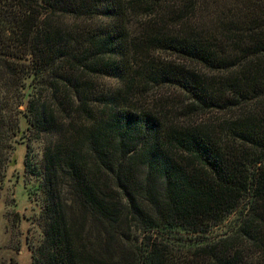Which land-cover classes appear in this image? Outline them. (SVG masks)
<instances>
[{"label":"trees","instance_id":"16d2710c","mask_svg":"<svg viewBox=\"0 0 264 264\" xmlns=\"http://www.w3.org/2000/svg\"><path fill=\"white\" fill-rule=\"evenodd\" d=\"M22 144L31 264H264V0H0Z\"/></svg>","mask_w":264,"mask_h":264},{"label":"rangeland","instance_id":"374dc122","mask_svg":"<svg viewBox=\"0 0 264 264\" xmlns=\"http://www.w3.org/2000/svg\"><path fill=\"white\" fill-rule=\"evenodd\" d=\"M156 100L178 103L179 93L168 89L161 91ZM136 107H146L148 101L136 102ZM21 127L26 123L21 119ZM25 144L16 147L7 159V166L0 179V264H31L32 254L42 240V206L38 200L35 181L26 184L23 160ZM36 152L39 153L37 149ZM230 217L229 220L234 219ZM226 227L215 230L214 234L224 232Z\"/></svg>","mask_w":264,"mask_h":264}]
</instances>
